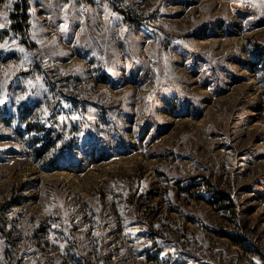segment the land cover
I'll return each mask as SVG.
<instances>
[{"label":"rangeland","instance_id":"rangeland-1","mask_svg":"<svg viewBox=\"0 0 264 264\" xmlns=\"http://www.w3.org/2000/svg\"><path fill=\"white\" fill-rule=\"evenodd\" d=\"M16 3L0 0V264H264V0H26L28 45ZM23 125L62 144L38 156Z\"/></svg>","mask_w":264,"mask_h":264},{"label":"trees","instance_id":"trees-1","mask_svg":"<svg viewBox=\"0 0 264 264\" xmlns=\"http://www.w3.org/2000/svg\"><path fill=\"white\" fill-rule=\"evenodd\" d=\"M15 7H16V13L14 15L12 14L11 16L13 23L10 27L11 28L10 30L12 32L20 31V34H22V36L24 37L22 39V43L24 45H28L27 41L25 40L27 33L26 20L28 17V14L26 12L27 10L26 0H17ZM194 64L196 65L197 62L194 61ZM71 107L69 111L71 110ZM79 112L82 111H78L77 113ZM21 120L22 117L20 116L18 123L21 122ZM23 129L25 131H28L29 138L33 141L34 150L38 156H42L47 151V149H49L50 146L55 142H59V144H62V141H58L60 135H55L52 131L49 130L46 131L44 127H35L34 125L27 127L26 125H23ZM55 161L57 160L55 159ZM195 188L196 187L194 185L188 184L186 186L180 187L179 190L181 193L186 194L189 197L193 198V200L197 202L205 203L206 205L213 208L215 211H218L222 214L232 213L233 203L231 201V198L227 194L211 189L196 190ZM221 234H223L225 238L228 241H230L234 246L243 249L245 251L250 250L249 242H247L246 239L241 237L239 234L230 233V232L228 233L222 232Z\"/></svg>","mask_w":264,"mask_h":264}]
</instances>
